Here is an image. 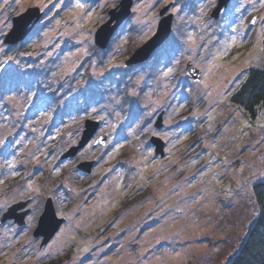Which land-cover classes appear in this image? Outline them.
Wrapping results in <instances>:
<instances>
[{
  "label": "rangeland",
  "instance_id": "obj_1",
  "mask_svg": "<svg viewBox=\"0 0 264 264\" xmlns=\"http://www.w3.org/2000/svg\"><path fill=\"white\" fill-rule=\"evenodd\" d=\"M120 1L0 0V220L30 202L22 228L0 224V264H227L257 216L264 109L250 120L230 98L249 69L264 71V0H229L218 19V0H132L98 49L94 34ZM163 8L169 38L126 68ZM28 10L40 16L32 31L4 44ZM86 120L99 123L93 139L62 160ZM85 161L95 165L84 176ZM47 199L63 223L41 246L32 234Z\"/></svg>",
  "mask_w": 264,
  "mask_h": 264
},
{
  "label": "water",
  "instance_id": "obj_2",
  "mask_svg": "<svg viewBox=\"0 0 264 264\" xmlns=\"http://www.w3.org/2000/svg\"><path fill=\"white\" fill-rule=\"evenodd\" d=\"M228 2L229 0H218L215 9L211 13V18L218 19L221 10L227 6ZM131 6L132 0H121L115 9L109 11L108 20L106 23L101 25L94 34V45L98 49L105 50L107 48L108 43L117 28L130 15ZM166 11L167 8H163L159 12L160 20L154 35L142 46L137 48L130 58L125 61L124 66L126 68L141 64L148 60L151 54L163 45V43L169 38L171 33L172 16H165ZM39 18L40 16L37 10H28L26 13L13 18L12 28L6 35L4 44L16 45L23 41L32 31ZM185 75L195 82L199 81L200 78L199 72L190 63L186 65ZM161 117L162 114L158 117L156 123L154 124L155 129H160L162 127ZM98 128L99 123L86 120L84 122V130L78 146L71 148L65 155L62 156V159L73 158L93 139ZM97 140L102 142L96 143ZM96 141L95 145H104L106 138L102 136L96 139ZM150 144L154 148L155 155L162 158L164 156V142L157 137H152L150 138ZM94 164L95 163L93 161H85L80 163L76 169L83 175H89ZM27 205L28 201H25L16 203L7 208L6 212L1 216L0 224L7 221H13L18 228H21L24 225V218L29 212L28 210H24ZM62 223L63 220L56 217L52 200L47 199L44 203L42 213L38 218L36 228L32 235L34 238H42L41 246H43L57 233Z\"/></svg>",
  "mask_w": 264,
  "mask_h": 264
},
{
  "label": "trees",
  "instance_id": "obj_3",
  "mask_svg": "<svg viewBox=\"0 0 264 264\" xmlns=\"http://www.w3.org/2000/svg\"><path fill=\"white\" fill-rule=\"evenodd\" d=\"M262 52L264 55V40ZM230 101L242 109L250 120H256L264 109V71L249 69ZM251 193L258 209L257 216L238 251L227 264H264V180L255 183Z\"/></svg>",
  "mask_w": 264,
  "mask_h": 264
},
{
  "label": "snow or ice",
  "instance_id": "obj_4",
  "mask_svg": "<svg viewBox=\"0 0 264 264\" xmlns=\"http://www.w3.org/2000/svg\"><path fill=\"white\" fill-rule=\"evenodd\" d=\"M17 2H19V0H17ZM105 2H106V0H105ZM105 6V4L104 3H102L101 5H100V7H104ZM114 6V5H113ZM262 7H264V5H262ZM76 9L78 10V11H80V12H83V10H84V5L83 4H81V3H77L76 4ZM87 19H92V16H91V14H89V16L87 17ZM233 31H236V29H233ZM232 43L233 44H235L236 43V40H235V38H233V40H232ZM229 47H231V45H229ZM227 54V48L225 49V52L224 53H221L218 57H217V59H223L224 58V56ZM169 72H171V69H169ZM165 75H167V73L165 74ZM11 99V98H10ZM102 141H100V140H97L96 141V143H101ZM122 147V146H121ZM119 150V149H118ZM0 183H2V181H0ZM29 187H31V185H29Z\"/></svg>",
  "mask_w": 264,
  "mask_h": 264
},
{
  "label": "flooded vegetation",
  "instance_id": "obj_5",
  "mask_svg": "<svg viewBox=\"0 0 264 264\" xmlns=\"http://www.w3.org/2000/svg\"><path fill=\"white\" fill-rule=\"evenodd\" d=\"M94 165H95V164H94ZM76 170H77V169H76ZM77 171H78V170H77ZM80 174H81V173H80ZM81 175H83V174H81ZM84 176H85V175H84ZM19 202H21V201H18V202H16V203H19ZM16 203H14V204H16ZM29 203H30V202H28V205H29ZM28 205H27V207H28ZM27 215H29V212H28ZM27 215H26V216H27ZM26 216H25V218H26ZM25 218H24V219H25ZM9 222H10V223H9ZM9 222H7V223H9V224H14L13 221H9ZM24 224H25V222H24ZM23 226H24V225H23ZM23 226H22V227H23ZM22 227H21V228H22Z\"/></svg>",
  "mask_w": 264,
  "mask_h": 264
},
{
  "label": "bare ground",
  "instance_id": "obj_6",
  "mask_svg": "<svg viewBox=\"0 0 264 264\" xmlns=\"http://www.w3.org/2000/svg\"><path fill=\"white\" fill-rule=\"evenodd\" d=\"M62 160H64V159H62Z\"/></svg>",
  "mask_w": 264,
  "mask_h": 264
}]
</instances>
